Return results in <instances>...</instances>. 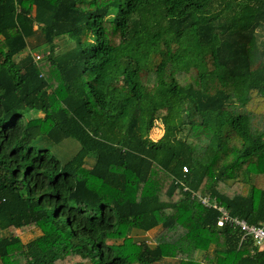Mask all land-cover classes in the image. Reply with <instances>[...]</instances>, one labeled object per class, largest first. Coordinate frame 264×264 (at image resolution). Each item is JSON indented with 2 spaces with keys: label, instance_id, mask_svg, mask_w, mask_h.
<instances>
[{
  "label": "trees",
  "instance_id": "trees-1",
  "mask_svg": "<svg viewBox=\"0 0 264 264\" xmlns=\"http://www.w3.org/2000/svg\"><path fill=\"white\" fill-rule=\"evenodd\" d=\"M192 191L264 223V0H0V264H264Z\"/></svg>",
  "mask_w": 264,
  "mask_h": 264
},
{
  "label": "built area",
  "instance_id": "built-area-1",
  "mask_svg": "<svg viewBox=\"0 0 264 264\" xmlns=\"http://www.w3.org/2000/svg\"><path fill=\"white\" fill-rule=\"evenodd\" d=\"M39 58L40 55H37L35 60L37 61ZM184 170L187 171L188 167L184 166ZM185 189H187V187H185ZM192 195L197 196L203 205L208 208L216 209L219 212V216L217 218L218 226H231L239 229L242 232L241 241L251 237L257 247V250L264 251V223L250 224L246 219L233 215L224 204L220 203L216 199H211L210 196L197 194L195 191H192ZM252 252L255 253V250H252Z\"/></svg>",
  "mask_w": 264,
  "mask_h": 264
},
{
  "label": "rangeland",
  "instance_id": "rangeland-1",
  "mask_svg": "<svg viewBox=\"0 0 264 264\" xmlns=\"http://www.w3.org/2000/svg\"><path fill=\"white\" fill-rule=\"evenodd\" d=\"M71 45V44H70ZM68 43L62 41L61 42V49L62 48H67L68 46H70ZM43 51L45 52V50L42 48L38 49V50H35V51H32V54L34 55V57L36 58L37 55H40V56H43ZM27 52H29V49L24 52L23 54L17 56V60H19L21 57L25 56V54H27ZM48 65V64H47ZM46 65V66H47ZM46 71V70H45ZM48 75L49 72H47ZM41 115V114H40ZM164 133V126L161 122L157 121L155 126L152 128L150 134H151V137L153 139H159ZM74 144V143H73ZM72 143L68 144V145H63L61 146L60 148L62 149V151L64 152H72L75 148V146L73 145ZM74 146V147H73ZM73 147V148H72ZM73 149V150H72ZM90 165V164H88ZM136 229V228H135ZM158 231L157 228L149 231V235L147 236L146 234L144 235H141L143 233V231H139V232H136V230L132 229V228H129L127 230V232L125 233V237L124 238H128V237H133L134 239H137L138 241H145L147 242L148 244L150 245H154L155 243V240H154V235L155 233ZM15 234L19 235L22 239V241L24 243L30 241L31 239L35 238L37 235L41 234L42 231L39 229V228H29L27 230H21V229H18L16 231H14ZM124 238H119L118 240H114L116 243H119V242H123L124 241ZM213 249V247H212ZM205 255V252L204 251H199L197 252L196 256L198 259H203ZM171 261V260H170ZM87 264V263H86ZM89 264V263H88Z\"/></svg>",
  "mask_w": 264,
  "mask_h": 264
},
{
  "label": "crops",
  "instance_id": "crops-1",
  "mask_svg": "<svg viewBox=\"0 0 264 264\" xmlns=\"http://www.w3.org/2000/svg\"><path fill=\"white\" fill-rule=\"evenodd\" d=\"M134 230H136V232H139L140 231L138 229H134ZM144 234H146L148 236L149 235V231L148 232H143L141 235H144Z\"/></svg>",
  "mask_w": 264,
  "mask_h": 264
}]
</instances>
